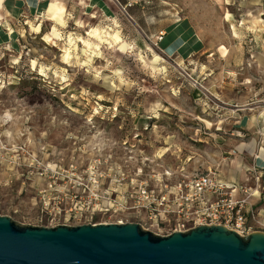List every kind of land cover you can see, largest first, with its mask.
I'll use <instances>...</instances> for the list:
<instances>
[{
    "label": "rangeland",
    "instance_id": "1",
    "mask_svg": "<svg viewBox=\"0 0 264 264\" xmlns=\"http://www.w3.org/2000/svg\"><path fill=\"white\" fill-rule=\"evenodd\" d=\"M107 1L104 13H74L57 0L61 24L31 18L18 41L0 45V215L39 224L27 188L32 182L23 185L22 171L11 169L31 160L22 150H32L39 162L42 146L68 157L74 151L69 133L85 138L79 143L84 152L90 144L114 142L122 153L147 156L158 171L183 168L184 174H204L217 169L236 175L231 162L242 153L234 150V139L247 136L236 132L233 121L264 105V0ZM259 13L263 22L253 26ZM178 16L206 31L205 48L187 58L170 56L159 45L162 39L156 41L162 31L150 37L142 26L155 20L163 26ZM89 26L118 32L132 49L120 53L103 43L98 51V40L90 37L91 46H83L76 36ZM52 27L59 37L49 42L44 35ZM249 36L256 46L249 45ZM63 47L69 49L68 59ZM149 48L158 60H152ZM56 156L43 161L52 166ZM74 157L84 160L85 154ZM152 229L166 232L158 225Z\"/></svg>",
    "mask_w": 264,
    "mask_h": 264
},
{
    "label": "built area",
    "instance_id": "2",
    "mask_svg": "<svg viewBox=\"0 0 264 264\" xmlns=\"http://www.w3.org/2000/svg\"><path fill=\"white\" fill-rule=\"evenodd\" d=\"M121 8L127 14L125 7ZM162 37L159 32L156 41ZM247 41L256 46L253 36ZM66 139L74 149L68 157L42 146L39 153L44 157L39 162L32 150H22L31 160L18 162L11 169L22 171L23 185L32 182L27 188L38 208L39 224L31 225L137 223L159 235L186 232L200 225H223L240 235L264 231V180L256 162L247 172L252 183L235 186L215 169L204 174H184L183 168L158 171L152 166L157 163L147 156L122 153L114 142L103 147L90 144L84 152L79 143L85 138L69 133ZM123 143L122 150L126 149ZM55 153L56 164L43 161ZM80 153L85 154L84 160L74 157ZM256 200H263L257 209ZM43 220L49 223H41ZM157 225L166 232H155L152 228Z\"/></svg>",
    "mask_w": 264,
    "mask_h": 264
},
{
    "label": "water",
    "instance_id": "3",
    "mask_svg": "<svg viewBox=\"0 0 264 264\" xmlns=\"http://www.w3.org/2000/svg\"><path fill=\"white\" fill-rule=\"evenodd\" d=\"M0 264H264V231L200 225L159 235L137 223L44 227L0 215Z\"/></svg>",
    "mask_w": 264,
    "mask_h": 264
},
{
    "label": "crops",
    "instance_id": "4",
    "mask_svg": "<svg viewBox=\"0 0 264 264\" xmlns=\"http://www.w3.org/2000/svg\"><path fill=\"white\" fill-rule=\"evenodd\" d=\"M55 1L57 0H0V45H7L8 43L15 42L16 40L18 41L22 36L25 26H27V22L31 20V18L38 17L45 8ZM64 1L74 13H78V11L81 10L93 11L94 9H97V12L101 11L104 13L102 9L103 6H106V8L109 9L107 7L109 3L107 0ZM79 1H82L84 6H81ZM106 11L108 13V10ZM157 23L158 20H155L154 23H142V26L148 32L146 35L150 37L156 36L159 31L163 32L164 35L162 40L159 42V45L165 52L169 53L170 56L172 55L187 58L191 54L201 51L206 46L204 42V39L207 40L206 31L202 33L201 28L195 27V24L186 16H178L177 19H172L168 22V24H163V26L161 23L160 26ZM229 25L230 28L233 27L232 23ZM262 28L264 29V24L262 25ZM247 29H249V27H245V30ZM262 53L264 59V50ZM262 74H264V72H262ZM261 96L262 99L260 100V104L264 103V94ZM262 108L263 109L260 111H258L260 107H257L248 110V112L238 114V118L233 121V125L238 127L236 132L241 134L243 133L247 136L245 140L242 136L236 134V139H234L237 144L234 147V150L238 153H242V155H238L236 157L237 162L232 161L236 175L225 176L219 170L215 169L224 181L233 183L235 186H239L244 183H252L247 172L253 162H256L262 167V180H264L263 105ZM235 195L240 196V192L235 190ZM256 202V209L263 204V200H256Z\"/></svg>",
    "mask_w": 264,
    "mask_h": 264
},
{
    "label": "bare ground",
    "instance_id": "5",
    "mask_svg": "<svg viewBox=\"0 0 264 264\" xmlns=\"http://www.w3.org/2000/svg\"><path fill=\"white\" fill-rule=\"evenodd\" d=\"M259 15H260V13L256 16H253V19L251 20L253 25H256L259 21H261V17H259ZM229 16H230L229 13H226L225 19L229 18ZM38 17L39 18L43 17L44 19L53 21L56 24L62 23V20L60 18V9L55 2L51 3L47 8H45L41 12V14H39ZM29 22L30 21H28L27 24H29ZM78 24H79L80 28L84 27L83 25H80V23H78ZM30 28H32L33 30L38 32V27H34L32 24H30ZM88 28L89 29L84 30L83 34H79L76 36L77 42L82 44L85 47L89 48L91 46V43L86 39V37H90V38H96L98 40V43L94 44L95 49H97L98 51L100 50V44H103V43L108 44V46H110V47L113 46V48L120 53H123V52H126V51L132 49V46L130 44H128L126 41H124L121 38V36L118 34V32H116V31L99 30L98 28L91 27V26H89ZM58 37H59V35L56 32L54 27H52L51 32L49 34L44 35V39H46L49 42H52L54 39H56ZM149 50L152 52V57H153L152 60L153 61H156L160 58L159 55H157L156 53H153L151 48H149ZM62 52L64 54L63 58L68 59L70 56L69 49L66 47H63ZM31 64H32V66H34L33 61Z\"/></svg>",
    "mask_w": 264,
    "mask_h": 264
}]
</instances>
